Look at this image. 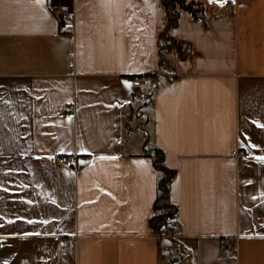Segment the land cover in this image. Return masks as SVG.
<instances>
[{
    "label": "crops",
    "instance_id": "crops-1",
    "mask_svg": "<svg viewBox=\"0 0 264 264\" xmlns=\"http://www.w3.org/2000/svg\"><path fill=\"white\" fill-rule=\"evenodd\" d=\"M189 1L204 13H181L169 73L160 0H0V264H172L154 149L176 171V264H264V0Z\"/></svg>",
    "mask_w": 264,
    "mask_h": 264
},
{
    "label": "trees",
    "instance_id": "trees-1",
    "mask_svg": "<svg viewBox=\"0 0 264 264\" xmlns=\"http://www.w3.org/2000/svg\"><path fill=\"white\" fill-rule=\"evenodd\" d=\"M160 1L166 12V21L164 30L159 34V67L165 69L168 64L170 65V53L173 51L177 53L180 60L186 59L189 55V46L171 35V31L179 24L181 13L188 12L193 20H201V15L204 13V5L202 2L189 0ZM153 77H155V74H153ZM149 155L152 158L154 169L159 174L153 215L149 220V226L155 234L160 235V232L165 229L173 231L171 224L175 220L177 207L171 200L170 187L176 176V171L166 166L165 154L162 150L154 149ZM174 242L176 243V241ZM177 246L178 244H176V248ZM178 249L183 254L179 246Z\"/></svg>",
    "mask_w": 264,
    "mask_h": 264
},
{
    "label": "rangeland",
    "instance_id": "rangeland-1",
    "mask_svg": "<svg viewBox=\"0 0 264 264\" xmlns=\"http://www.w3.org/2000/svg\"><path fill=\"white\" fill-rule=\"evenodd\" d=\"M164 43V42H163ZM180 61L179 56L177 55V53L175 51H173L172 53H170V65L168 64V66L163 69L169 73H173L175 71V65L177 64V62ZM170 75V74H168ZM146 97H144L142 99V101L139 103L140 105H138L135 109V121L131 124L128 122V125H132L134 132L130 133L129 135H132L134 138L136 137H143L144 133L149 132L148 128H151V126H147L146 123V119L148 118V113L149 112V101L150 98L145 99ZM137 122L140 123H144V126H142L143 129L141 128H136V124ZM127 139H130L129 136H127ZM174 232H169L168 229L163 230L162 232H160V237H162L165 242L166 245L169 248V256L171 259L172 264H176L177 262L181 263L182 262V258H183V254H181L180 249H178V247L176 248V244H177V238H179V236H177L178 234L174 233ZM173 240V241H172ZM176 241V243L174 242ZM178 263V264H179Z\"/></svg>",
    "mask_w": 264,
    "mask_h": 264
},
{
    "label": "built area",
    "instance_id": "built-area-1",
    "mask_svg": "<svg viewBox=\"0 0 264 264\" xmlns=\"http://www.w3.org/2000/svg\"><path fill=\"white\" fill-rule=\"evenodd\" d=\"M56 13L59 17H62L66 20H71L73 16L70 11L63 10V9H57ZM153 79L154 77H153V74L151 73H144V74L136 75L132 77V85L134 88H142L143 86L147 85L149 82L153 81ZM237 154L239 156L245 155V153L241 151H239V153ZM56 161L66 171L76 173L79 170L78 159L74 155H69V156L60 155L56 157ZM171 227L173 228L172 229L173 231L169 230V232H174L178 234L177 236H180V230H181L180 223L174 220V222L171 224ZM67 249H71V243L69 242L67 243Z\"/></svg>",
    "mask_w": 264,
    "mask_h": 264
},
{
    "label": "snow or ice",
    "instance_id": "snow-or-ice-1",
    "mask_svg": "<svg viewBox=\"0 0 264 264\" xmlns=\"http://www.w3.org/2000/svg\"><path fill=\"white\" fill-rule=\"evenodd\" d=\"M233 2H234V0H233ZM129 88L131 87V85L129 84V85H127ZM102 159H107V157H102ZM260 159H262V160H264V158H260ZM29 223H32V221H29Z\"/></svg>",
    "mask_w": 264,
    "mask_h": 264
}]
</instances>
